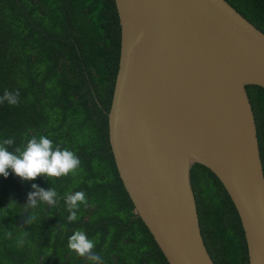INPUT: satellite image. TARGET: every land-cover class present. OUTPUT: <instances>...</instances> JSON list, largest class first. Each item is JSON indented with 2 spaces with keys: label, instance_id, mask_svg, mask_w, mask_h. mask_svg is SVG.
<instances>
[{
  "label": "trees",
  "instance_id": "1",
  "mask_svg": "<svg viewBox=\"0 0 264 264\" xmlns=\"http://www.w3.org/2000/svg\"><path fill=\"white\" fill-rule=\"evenodd\" d=\"M228 1L264 31V0ZM120 39L115 0H0V97L19 91L18 104L0 103V142L12 138L9 150H23L32 137L47 135L80 160L60 177L23 180L11 169L0 175V264H92L70 250L75 230L95 241L103 264H169L135 210L109 140ZM247 89L264 165V88ZM192 182L215 263L249 264L241 219L222 182L201 164L192 168ZM33 184L54 188L56 203L25 205ZM77 191L87 203L68 222L66 197Z\"/></svg>",
  "mask_w": 264,
  "mask_h": 264
},
{
  "label": "water",
  "instance_id": "2",
  "mask_svg": "<svg viewBox=\"0 0 264 264\" xmlns=\"http://www.w3.org/2000/svg\"><path fill=\"white\" fill-rule=\"evenodd\" d=\"M120 56L108 113L115 163L169 264H216L192 168L222 182L264 264V165L249 85L264 88V31L228 0H115Z\"/></svg>",
  "mask_w": 264,
  "mask_h": 264
},
{
  "label": "clouds",
  "instance_id": "3",
  "mask_svg": "<svg viewBox=\"0 0 264 264\" xmlns=\"http://www.w3.org/2000/svg\"><path fill=\"white\" fill-rule=\"evenodd\" d=\"M7 102L11 105L19 103V91L11 92L6 90L0 103ZM14 144V139L8 138L0 142V175L5 178L9 176L11 169L17 176L23 180H35L38 176L60 177L74 172L80 165L78 156L67 148H61L54 145V142L47 135L32 137L26 143L23 150L16 148L10 151L9 147ZM35 191L29 192L28 201L25 205L31 208L38 207L41 202L54 205L56 203L57 192L54 188L44 189L37 184L32 185ZM70 215L68 222H74L78 219L77 212L80 205L86 204V194L83 191H77L66 197ZM35 217L31 216L27 223L32 222ZM18 243L23 245V239ZM68 246L70 250L80 256H87L92 264H103L102 258L93 253L95 241L90 239L87 234L81 230H75L69 237Z\"/></svg>",
  "mask_w": 264,
  "mask_h": 264
},
{
  "label": "flooded vegetation",
  "instance_id": "4",
  "mask_svg": "<svg viewBox=\"0 0 264 264\" xmlns=\"http://www.w3.org/2000/svg\"><path fill=\"white\" fill-rule=\"evenodd\" d=\"M98 100V99H97ZM101 105V103H99Z\"/></svg>",
  "mask_w": 264,
  "mask_h": 264
}]
</instances>
